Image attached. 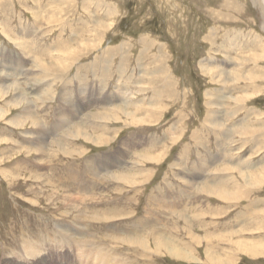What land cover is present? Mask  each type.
Listing matches in <instances>:
<instances>
[{"label":"rangeland","instance_id":"1","mask_svg":"<svg viewBox=\"0 0 264 264\" xmlns=\"http://www.w3.org/2000/svg\"><path fill=\"white\" fill-rule=\"evenodd\" d=\"M0 69L32 118L14 126L25 104L0 95V261L26 242L21 264H264L263 0H0ZM213 181L234 198L198 191Z\"/></svg>","mask_w":264,"mask_h":264},{"label":"bare ground","instance_id":"2","mask_svg":"<svg viewBox=\"0 0 264 264\" xmlns=\"http://www.w3.org/2000/svg\"><path fill=\"white\" fill-rule=\"evenodd\" d=\"M263 4H264V0H263ZM50 20V19H49ZM53 20V19H52ZM48 21V20H47ZM54 21V20H53ZM55 23V22H54ZM49 24V23H48ZM17 42V41H16ZM24 51V50H23ZM76 51V50H75ZM67 54V53H66ZM70 54V53H69ZM73 54V53H72ZM59 55V54H58ZM84 55V54H83ZM53 57H54V55H53ZM68 57V56H67ZM55 58V57H54ZM57 58H58V56H57ZM66 58V57H65ZM71 58V57H70ZM67 59H69V58H67ZM60 60H62V59H60ZM46 63V62H45ZM53 64V63H52ZM42 65H44V66H46L47 67V69L48 70H51V69H49V68H51L50 66H48L47 64H42ZM2 66V65H1ZM139 66V65H138ZM3 67H7L6 65H4L3 64ZM43 67V66H42ZM58 68V67H57ZM57 68H56V70H57ZM223 68V67H222ZM1 69H3V68H1ZM1 69H0V76H1ZM5 69V68H4ZM47 69H44V70H47ZM61 69V68H60ZM42 71H43V69H42ZM223 71V69L221 70V72ZM11 72V71H10ZM148 72V71H147ZM3 73V72H2ZM144 73H145V71H144ZM159 73V72H158ZM225 73V72H224ZM222 74H223V72H222ZM12 75H14V74H12ZM62 75V74H61ZM134 75V74H133ZM5 76L6 77H8V79L6 78H1L2 80H0V95H6L7 93H9L10 91H12V93H13V91H14V93H13V96H10L11 98H10V101H13V102H15L16 103V106L17 105H20V104H25V107H23V109H22V112L19 114L18 113V117H16V116H14L13 118H11V120H10V122L11 123H13L14 124V126H16V125H23V124H25V121H28L27 119H32L30 116H31V113H30V106H29V104H28V101H27V97L24 95V93L21 91V87L19 88L18 86H16V80H13V79H11V78H9L10 76H11V73H6L5 74ZM4 76V77H5ZM130 76V75H129ZM136 76V75H135ZM144 76V75H143ZM225 76V75H224ZM223 77V76H222ZM57 78V77H56ZM141 77H140V75H137V78H136V81L137 82H139ZM16 79V78H15ZM151 79V78H150ZM225 79V78H224ZM40 81V80H39ZM129 82V81H128ZM142 82V81H141ZM169 82V81H168ZM226 82H227V80H224L223 81V83L224 84H226ZM39 83V82H38ZM148 83V82H147ZM139 84V83H138ZM36 85V84H35ZM64 85V84H63ZM166 85H168V84H166ZM32 86V85H31ZM130 87V86H129ZM152 87V86H151ZM157 87V86H156ZM139 88V87H138ZM144 88H146V87H143L142 89H144ZM150 88V87H149ZM24 89H26V88H24ZM42 89V88H41ZM51 89V88H50ZM68 89V88H67ZM133 89V88H132ZM134 90V89H133ZM45 91V90H44ZM140 91V90H139ZM133 92V91H132ZM137 92V91H136ZM43 93V92H42ZM65 93V92H64ZM62 94V93H61ZM128 94V93H127ZM132 94V93H131ZM159 94H160V90H156V91H153L152 92V97H151V95H150V97L151 98H153L154 97V99H156V98H158V96H159ZM130 94H128V95H126V93H125V96H124V94H123V92H121V96H120V98L121 97H123V98H121L120 100H122V105L124 106V107H126V105H127V103H129L130 101H128L129 99H128V96H129ZM62 96V95H61ZM144 96H146V95H144ZM9 98V97H8ZM41 98V97H40ZM140 100L139 101H137V102H139L140 103V101L141 102H143L144 101V99L141 97V98H139ZM9 100V99H8ZM94 101V100H93ZM96 101V100H95ZM132 101V100H131ZM135 101V100H134ZM133 101V102H134ZM151 100H149V102H150ZM7 102V101H6ZM108 102H111V101H108ZM132 102V103H133ZM154 102V101H153ZM150 103H152V102H150ZM236 103H237V101H236ZM10 104V103H9ZM83 104V103H82ZM145 104H146V102H145ZM144 104V105H145ZM136 106H138V105H136ZM124 107H119L118 109H116V111L113 113V114H111V113H104V114H100V117H101V119L103 120H105V121H107V120H113V119H117V117L120 115V111H121V113L123 112V113H127V115L129 114L128 112H126L125 111V108ZM143 107V106H142ZM151 109H152V107H150ZM154 108V107H153ZM82 110V109H81ZM81 110H77L78 112H80ZM146 110H149V109H146ZM156 110V109H155ZM7 111V110H6ZM6 111H4V109H2L1 107H0V118H2V117H4L5 115V113H6ZM150 111V110H149ZM148 111V112H149ZM100 112V111H99ZM130 112V111H129ZM147 112V111H146ZM154 112H156V111H154ZM218 113V112H217ZM220 113V112H219ZM82 114V113H81ZM93 114V113H92ZM214 114V112H210V115H213ZM90 115V114H89ZM221 115V114H220ZM96 116V115H95ZM92 117H93V115H92ZM97 118H99L100 119V117H98V116H96ZM116 117V118H115ZM215 117H217V116H215ZM68 118V117H67ZM86 118H87V116H86ZM146 118V117H145ZM153 118H155V117H153ZM211 118V117H210ZM136 119V118H135ZM63 120H65V119H63V118H60L59 120H58V122L57 123H60V127L61 126H64V124H62V122L64 123V121ZM69 120V119H68ZM86 120H88V118L86 119ZM89 120H90V118H89ZM98 120V119H97ZM120 120V119H119ZM129 120V119H128ZM139 120L141 121V123L143 122V120H141V119H136L135 121H138L139 122ZM212 121V123L214 124L213 125V131L214 132H216L217 130L216 129H222V128H220V127H222V126H220V123H221V121L222 120H216L215 118L214 119H211ZM67 121V120H66ZM69 121H71V120H69ZM91 121V120H90ZM209 121H210V119H209ZM32 122H33V120H32ZM34 122H36V121H34ZM33 122V124H35ZM85 122V121H84ZM87 122V121H86ZM96 122V121H95ZM104 122V121H103ZM110 122V121H109ZM131 122H133V121H131ZM88 123H90V122H88ZM97 123H98V121H97ZM67 124V123H66ZM87 124V123H86ZM135 124V123H134ZM31 125V124H30ZM39 125V124H38ZM37 125V126H38ZM92 125V124H91ZM102 125V124H101ZM66 126V125H65ZM97 126V125H96ZM100 126V125H99ZM218 126H220V127H218ZM232 126V125H231ZM52 127V126H51ZM210 128V127H209ZM31 129V128H30ZM63 129V128H62ZM67 129V128H66ZM33 130H34V128H33ZM40 130V129H39ZM56 130H57V128H56ZM59 130V129H58ZM68 130V129H67ZM43 131V130H42ZM47 131V130H46ZM64 131V130H63ZM229 131V130H228ZM36 132V131H35ZM71 132H73V135H78V134H80V135H82V131H81V128L80 127H78V128H76V130L75 131H71ZM114 132V131H113ZM28 134H31L32 133V131H30L29 130V132H27ZM34 133V132H33ZM37 133H38V131H37ZM41 133V132H40ZM48 132H46V134H47ZM102 134V133H101ZM44 135V134H43ZM65 135V134H64ZM70 135V134H69ZM71 135H72V133H71ZM46 136V135H45ZM84 136L86 137V138H90V139H92L91 137H90V135L88 136L87 134H84ZM60 137H62V136H60ZM74 137V136H73ZM72 137V138H73ZM78 137V136H77ZM69 138V137H68ZM71 138V137H70ZM70 138H69V140H70ZM82 138H83V136H82ZM61 139V138H60ZM100 139H101V137H100ZM110 139V138H109ZM95 140V139H94ZM102 140V139H101ZM132 140V139H131ZM149 140V139H148ZM7 141V140H6ZM71 141V140H70ZM37 142V141H36ZM58 142V141H57ZM61 142H62V140H61ZM150 142V141H149ZM60 143V142H59ZM218 143V142H217ZM47 144V143H46ZM55 144H57V143H55ZM62 143H60L59 145L60 146H62L61 145ZM50 145V144H49ZM58 145V146H59ZM47 146V145H46ZM53 147V146H52ZM63 147V146H62ZM66 147V146H65ZM37 148V147H36ZM135 148V147H134ZM28 149V148H27ZM34 149V148H33ZM47 149V148H46ZM65 149V148H64ZM68 149V148H67ZM31 150V149H30ZM55 150V149H54ZM60 150V149H59ZM63 150V149H62ZM61 151V150H60ZM128 151V150H127ZM131 151V150H130ZM39 152V151H38ZM42 152V151H41ZM40 152V153H41ZM52 152V151H51ZM63 152V151H62ZM19 153V152H18ZM39 153V154H40ZM50 153V152H49ZM66 153V152H65ZM79 153H81V152H79ZM82 153H84V151L82 152ZM119 154V153H118ZM121 154V153H120ZM48 155V154H47ZM51 155V154H50ZM54 155H56L55 153H54ZM82 155V154H81ZM159 156V155H158ZM158 156H155V157H150V158H154V159H157L158 158ZM42 157V156H41ZM119 157V156H118ZM142 157V156H141ZM148 157V158H149ZM145 158V157H144ZM136 161V160H135ZM140 162V161H139ZM119 163V162H118ZM133 163V162H132ZM134 164H136V163H134ZM140 164V163H139ZM94 165V164H93ZM98 165V164H97ZM106 165H108V167H109V162H107L106 163ZM133 165V164H132ZM41 166V165H40ZM193 166V165H192ZM238 166V165H237ZM7 167V166H6ZM17 167L18 166H11V170L13 171V173H15V174H13L9 169H6L5 171H2V172H4L3 173V175L5 176V177H7V178H9L10 180H13V179H15L16 177H18V175L19 174H21L22 172L21 171H18L17 172ZM37 167V166H36ZM228 167V166H227ZM225 168V167H224ZM231 168V167H230ZM103 169H105V168H103ZM108 169V168H107ZM131 169V168H130ZM132 169H133V167H132ZM102 170V169H101ZM39 171V170H38ZM96 171H97V168H96ZM110 171V170H109ZM231 171V170H230ZM40 172V171H39ZM38 172V173H39ZM101 172H103V171H101ZM37 173V175H36V179L38 178V177H40V176H43L41 173H39L40 174V176H39V174ZM220 173V172H219ZM45 174V173H44ZM49 174V173H48ZM91 174V173H90ZM113 174V173H112ZM227 174V173H226ZM216 175H217V173H216ZM230 175V174H229ZM100 176V175H99ZM105 176V175H104ZM118 176V175H117ZM127 175H122V178L123 177H126ZM139 176V175H138ZM253 176V182H255V181H258V179H259V176H261V175H252ZM48 177V176H47ZM109 177V176H108ZM129 177V176H128ZM225 177V176H224ZM228 177V176H227ZM45 178V177H44ZM130 178H133V179H135V178H137V179H142V175L141 176H139V177H137V175H133V177H130ZM217 178H218V180H220V176H217ZM97 179V178H96ZM114 179L115 180H117L118 181V179L117 178H115L114 177ZM123 179H126L127 180V178H123ZM244 179V178H243ZM8 180V179H7ZM109 180H112V179H109ZM114 180V181H115ZM143 180V179H142ZM255 180V181H254ZM42 181V180H41ZM116 181V182H117ZM247 181V180H246ZM248 181H251V178H250V180H248ZM71 182V181H70ZM218 183V181H213L212 182V185H209L208 187H203V188H201V187H199L198 188V191H205L206 192V189H207V193H208V195H210V196H215V197H219V198H221V199H224V200H227V201H229L230 199H233L234 198V196L233 195H231L232 193H230V192H227V191H225V190H223V189H220L218 186H217V183ZM188 183V182H187ZM225 183H227V182H225ZM234 183V182H233ZM252 183V182H251ZM215 184V185H214ZM232 184V183H231ZM51 185V184H50ZM253 185V184H252ZM51 186H53V185H51ZM191 186L193 187L194 185L193 184H191ZM228 186V185H227ZM175 194V193H174ZM199 194V193H198ZM161 196V195H160ZM237 196V195H236ZM174 197V196H173ZM69 198V197H68ZM150 198H153V200L155 201V197L153 196H151ZM178 198V197H177ZM149 200V199H148ZM182 200V199H181ZM165 201V200H164ZM174 201L176 202L177 200H175V198H174ZM173 201V205H176V203ZM158 202V201H157ZM162 203V202H161ZM178 205V204H177ZM154 206V205H153ZM172 206V205H171ZM154 210V209H153ZM173 211V210H172ZM174 212V211H173ZM81 214V213H80ZM79 215V214H78ZM95 216V215H94ZM93 216V217H94ZM78 217V219L79 218H83L82 217V214L81 215H79V216H77ZM77 217H75V218H77ZM143 217V216H142ZM164 217V216H163ZM95 218H96V216H95ZM97 218H98V216H97ZM103 218V217H102ZM72 221V220H71ZM78 221V220H77ZM81 221V220H80ZM95 221V220H94ZM106 221V220H105ZM138 221V220H137ZM186 221H187V219H186ZM127 222V221H126ZM139 222H141L139 225L141 226V228H144V227H146L147 226V224H145V222H146V219H144V218H141V219H139ZM81 223V222H80ZM131 223V222H130ZM155 223H157V222H155ZM139 225H137V223L135 224V226H138L139 227ZM132 227V226H131ZM128 228V227H127ZM155 229V230H154ZM154 229H152L153 231H152V235H153V237H155L156 236V238L157 237H159L160 238V231L158 232V233H156V228H154ZM138 230V229H137ZM140 231H141V229H140ZM239 231V230H238ZM237 230H230V231H228V233H226V238L228 239V238H233L234 236H237V234L239 233ZM123 232V231H122ZM129 232H135V229L134 230H129L127 233H129ZM146 233V232H145ZM109 234V233H108ZM107 234V236L108 237H110L111 238V236L110 235H108ZM123 234V233H122ZM105 235V234H104ZM146 235V234H145ZM144 235V236H145ZM151 235V236H152ZM163 235V234H162ZM120 236V235H119ZM106 237V236H105ZM145 237H147V236H145ZM152 237V238H153ZM238 237V236H237ZM103 238V237H102ZM115 238V237H114ZM225 238V239H226ZM67 240V239H66ZM84 240V239H83ZM100 240V239H99ZM123 241H125V243L124 244H126V243H134V244H137L138 246H140L141 248H146V247H148L147 246V244H146V240H148V239H143V238H139V237H135L134 239H132V238H130L129 237V235H128V237H126V238H123L122 239ZM153 240L155 241V239L153 238ZM164 240V239H163ZM166 240V239H165ZM221 241V240H220ZM94 242V241H93ZM156 242V241H155ZM211 242V241H210ZM71 243H73V242H71ZM70 243V244H71ZM223 243V242H222ZM225 243V242H224ZM233 243H235L237 246H238V248H241L240 250H246L247 252L246 253H249V254H251L252 252V249H251V244L252 243H249L248 241H241V239L239 240V239H235L234 241H233ZM38 244H41V242L39 241L38 242ZM74 244V243H73ZM155 244V243H154ZM23 245H24V249H23V251H20L21 252V254H18V253H16L15 251H13L12 250V252L11 253H13L14 255H8V258H7V262L8 263H11V260H10V258H12V260L14 261V263L16 262V264H21V263H19V261H21V258H23V259H25V257H21L20 255H27V256H29V257H31L32 255L33 256H36L37 255V251H38V248H39V246L37 245V247H36V245H32L31 243H23ZM80 245V244H79ZM94 245V244H93ZM157 247V250H161L162 249V245L164 246L163 248L167 251V253L170 255V256H173V257H178V256H183L184 254H182L181 253V250L179 249V248H177L176 246H170V245H168L167 243H165V242H163V243H161V244H155ZM229 245V244H228ZM71 246V245H70ZM240 246V247H239ZM12 247V246H11ZM92 247V246H91ZM150 247V246H149ZM216 247V246H215ZM2 248H4L3 246H2ZM77 248V247H76ZM81 248V247H80ZM4 249H6V248H4ZM83 249V248H82ZM248 249H250V250H248ZM19 250V249H18ZM41 250H45V249H43V248H41ZM80 250V249H79ZM230 250V249H229ZM239 250V249H238ZM3 251V250H2ZM11 251V250H10ZM53 251V250H52ZM84 251V250H83ZM23 252V253H22ZM86 252V251H85ZM214 252V251H213ZM212 252V253H213ZM47 253V252H46ZM93 253L95 254V256H98V255H100V254H102V251L101 252H99L98 251V249H97V252L96 251H93ZM160 252H158L157 254H159ZM44 254V253H43ZM51 254V253H50ZM53 254H55V252L53 253ZM85 254V253H84ZM42 256V255H41ZM59 256V255H58ZM209 256H210V254H209ZM214 256H215V252H214ZM52 257V256H51ZM220 257V256H219ZM113 258V257H112ZM112 258H111V260H112ZM221 258V257H220ZM104 259H102V261H103ZM221 260H222V258H221ZM108 261H110V260H108ZM214 261V260H213ZM7 262H3V260H1L0 261V264H8ZM68 262V261H67ZM92 262H93V260H92ZM104 262H106V260L104 261ZM112 262V261H111ZM111 262H109V263H111ZM218 262L221 264V263H223V262H225V261H219L218 260ZM30 263V262H29ZM28 263V264H29ZM108 263V262H107ZM106 263V264H107Z\"/></svg>","mask_w":264,"mask_h":264}]
</instances>
